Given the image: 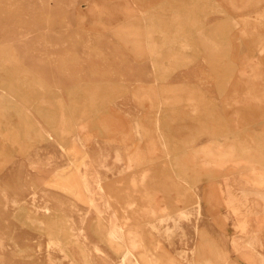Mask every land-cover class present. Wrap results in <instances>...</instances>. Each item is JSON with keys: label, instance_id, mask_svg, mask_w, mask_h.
<instances>
[{"label": "rangeland", "instance_id": "1", "mask_svg": "<svg viewBox=\"0 0 264 264\" xmlns=\"http://www.w3.org/2000/svg\"><path fill=\"white\" fill-rule=\"evenodd\" d=\"M113 212L264 264V0H0V264H134Z\"/></svg>", "mask_w": 264, "mask_h": 264}, {"label": "bare ground", "instance_id": "2", "mask_svg": "<svg viewBox=\"0 0 264 264\" xmlns=\"http://www.w3.org/2000/svg\"><path fill=\"white\" fill-rule=\"evenodd\" d=\"M14 179V177H13ZM12 179V181H13ZM7 184H9L7 182ZM13 185V184H12ZM11 187V186H10ZM16 187V186H15ZM8 191V190H6ZM9 192V191H8ZM25 198H21V201H24ZM13 203V202H12ZM150 211L153 213L154 209H150ZM157 211V210H156ZM158 212V211H157ZM155 214V213H154ZM153 216V215H152ZM16 217V216H15ZM42 218V217H41ZM187 218V217H186ZM29 219V217H28ZM113 219L114 221H110V224L107 227V236L110 237L111 239L116 240V244L117 245H121L124 246V252H125V256L127 258H129V261L134 263V264H141L139 259L137 258V253L138 251L141 252L143 249V243L141 241V238L139 237V234L136 230H125V224H126V220L127 218L123 217V219L121 221H119V219L116 215H114L113 212ZM160 219V218H159ZM162 220L166 219V218H161ZM174 219V218H173ZM112 220V219H111ZM160 220V221H162ZM175 221V220H174ZM179 221V220H178ZM1 223V222H0ZM177 224V223H176ZM153 225V224H152ZM43 228V227H42ZM41 228V229H42ZM169 227L166 226L163 230V233L168 237L169 236ZM162 231V230H161ZM11 235V234H10ZM143 255L146 256V260L145 264H157L155 262V260L153 259H149L148 255L146 253L145 248L143 249ZM149 254V253H148ZM143 256V257H144ZM148 258V260H147ZM125 259H123L122 261L124 262ZM122 262V264H123Z\"/></svg>", "mask_w": 264, "mask_h": 264}]
</instances>
